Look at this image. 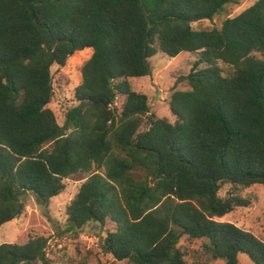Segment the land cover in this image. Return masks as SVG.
I'll return each mask as SVG.
<instances>
[{
	"label": "trees",
	"instance_id": "obj_1",
	"mask_svg": "<svg viewBox=\"0 0 264 264\" xmlns=\"http://www.w3.org/2000/svg\"><path fill=\"white\" fill-rule=\"evenodd\" d=\"M236 1L0 0V226L29 195L45 208L87 173L66 208L69 229L110 222L102 248L116 260L188 264L186 238L224 264L239 253L264 264L263 239L219 220L251 205L243 188L264 185V0L220 27L192 26ZM85 48L77 104L61 125L47 106L51 68ZM158 50L200 55L177 80L188 88L167 98L174 121L129 81L151 73ZM47 244L0 243V264H53Z\"/></svg>",
	"mask_w": 264,
	"mask_h": 264
},
{
	"label": "rangeland",
	"instance_id": "obj_2",
	"mask_svg": "<svg viewBox=\"0 0 264 264\" xmlns=\"http://www.w3.org/2000/svg\"><path fill=\"white\" fill-rule=\"evenodd\" d=\"M255 0H237L226 4L212 19H201L192 23L195 29L220 27L224 20L233 17L254 3ZM92 48L75 51L69 55L63 66L53 65L54 96L48 107L51 108L59 124H64L66 111L77 104L75 88L82 81V66L92 55ZM198 52L181 51L176 56H168L158 50L150 59L151 73L141 77L129 78L131 88L147 94L151 112L157 117H167L171 121L175 116L171 113L167 98L173 88L187 89L185 81L177 83L180 76L186 75L196 60ZM227 71L230 66L219 61ZM208 64L202 62L198 68ZM119 106L121 100L118 102ZM87 173H81L66 179L63 192L51 198L47 207H40L34 196L29 195L26 209L15 219L0 226V243H25L31 237L45 236L48 238L47 253L53 264H127L126 261L116 260L111 254L104 252L102 245L106 229L112 228L110 222L105 225L99 222H89L81 229H69L66 214L67 205L77 194L81 184L87 178ZM230 188L225 185L219 192L225 195ZM243 197L250 198L248 207H239L227 213L219 220L234 222L238 226L252 231L264 240V185L255 184L240 191ZM187 251V262L207 261L211 264H224L223 259H214L202 248V240L181 241ZM239 264H255L246 254H238ZM36 264H42L37 261Z\"/></svg>",
	"mask_w": 264,
	"mask_h": 264
}]
</instances>
